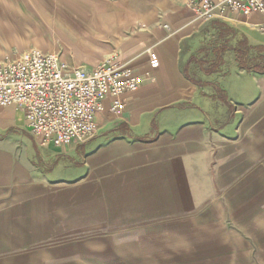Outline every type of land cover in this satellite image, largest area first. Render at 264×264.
Here are the masks:
<instances>
[{"label":"crops","instance_id":"obj_1","mask_svg":"<svg viewBox=\"0 0 264 264\" xmlns=\"http://www.w3.org/2000/svg\"><path fill=\"white\" fill-rule=\"evenodd\" d=\"M106 1L85 15L91 30L123 33L115 53L60 55L88 70L117 55L144 82L120 115L106 99L95 136L66 146L33 135L22 107L0 108V264H86L85 239L69 238L86 227L104 229L93 240L114 256L123 238L137 258L260 264L264 73L240 67L236 49L264 47V15L204 21L190 6L202 0Z\"/></svg>","mask_w":264,"mask_h":264},{"label":"built area","instance_id":"obj_2","mask_svg":"<svg viewBox=\"0 0 264 264\" xmlns=\"http://www.w3.org/2000/svg\"><path fill=\"white\" fill-rule=\"evenodd\" d=\"M190 6L204 21L224 17L228 11L247 17L264 15V0H202L191 1ZM259 29L264 34V20ZM149 57L151 67L158 68L157 52L150 49ZM143 82L117 55L88 70L68 64L58 53L34 47L0 60V108L22 107L33 135L66 146L95 136L96 115L104 111L109 97L113 99L111 111L122 114L128 103L126 95Z\"/></svg>","mask_w":264,"mask_h":264},{"label":"rangeland","instance_id":"obj_3","mask_svg":"<svg viewBox=\"0 0 264 264\" xmlns=\"http://www.w3.org/2000/svg\"><path fill=\"white\" fill-rule=\"evenodd\" d=\"M95 3L98 4V0H0V52L2 56L22 54L34 47L58 54L73 52L90 57L103 58L106 54H113L116 50L113 49V43L123 33L115 30L89 29L91 24L89 21L95 24L97 17L87 16L85 13L92 14ZM109 3L110 0H107L105 4ZM249 42L252 43L251 40ZM249 52L250 59L259 53L252 46ZM99 118L100 115L97 119ZM103 231L104 229L86 227L70 233V241L77 237L85 239L83 258L86 264H122L126 259L133 261L138 259L139 262L136 261L138 264H172L174 257L170 253L140 258L126 254L128 250L124 246L123 238L118 239L117 253L114 256L113 249L109 248L108 239L93 240V237ZM172 242L166 240L165 244L171 245ZM98 246L101 247L100 253H96ZM150 251L155 253V249ZM168 251L171 249H165V252ZM260 259V264H264V256Z\"/></svg>","mask_w":264,"mask_h":264},{"label":"trees","instance_id":"obj_4","mask_svg":"<svg viewBox=\"0 0 264 264\" xmlns=\"http://www.w3.org/2000/svg\"><path fill=\"white\" fill-rule=\"evenodd\" d=\"M241 45L239 49H236L238 65L249 71L264 73V47H259L258 55L250 59V52L247 42H244Z\"/></svg>","mask_w":264,"mask_h":264}]
</instances>
